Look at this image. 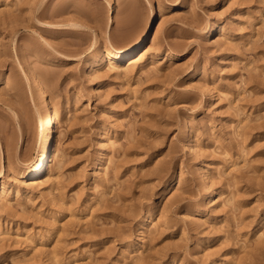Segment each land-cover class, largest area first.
Instances as JSON below:
<instances>
[{
	"label": "rangeland",
	"instance_id": "1",
	"mask_svg": "<svg viewBox=\"0 0 264 264\" xmlns=\"http://www.w3.org/2000/svg\"><path fill=\"white\" fill-rule=\"evenodd\" d=\"M115 1L0 0V264H264V0Z\"/></svg>",
	"mask_w": 264,
	"mask_h": 264
},
{
	"label": "bare ground",
	"instance_id": "2",
	"mask_svg": "<svg viewBox=\"0 0 264 264\" xmlns=\"http://www.w3.org/2000/svg\"><path fill=\"white\" fill-rule=\"evenodd\" d=\"M108 1V21L107 25L109 28L112 27L114 18L113 15L116 10V1ZM156 16L152 15L149 23L147 24L146 31L135 43L128 49H115L111 51L106 58L109 63L114 62H124L136 58L144 44L149 40L151 34L155 30ZM72 26H83L79 22H72ZM214 28H210L208 32H212ZM144 49V48H143ZM93 64V63H92ZM33 86L40 96V105L42 107L43 119L38 127L39 133L41 135V147L39 157L28 167V169L23 173L25 178L30 181H40L45 174V171L49 166H51L54 160V141L56 135L54 134V126L57 123L58 117L55 113L53 102L51 97L47 92L41 77L37 74L33 76ZM4 175L1 171L0 176ZM56 176V175H55ZM3 193V192H2Z\"/></svg>",
	"mask_w": 264,
	"mask_h": 264
}]
</instances>
